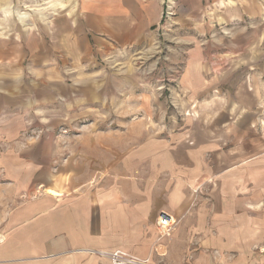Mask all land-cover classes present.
<instances>
[{
    "label": "crops",
    "instance_id": "crops-1",
    "mask_svg": "<svg viewBox=\"0 0 264 264\" xmlns=\"http://www.w3.org/2000/svg\"><path fill=\"white\" fill-rule=\"evenodd\" d=\"M75 6L71 18L40 16L27 26L1 17L0 264H80L85 250L171 264L180 234L205 231V215L236 224L226 231L242 233L252 221L254 232L264 231V0ZM166 6L173 8L167 32ZM154 51L170 52V66L161 63L156 78L145 76L150 64L122 62ZM166 100L182 110L168 113ZM189 105L197 110L185 111ZM83 120L91 125L74 126ZM59 128L68 136L65 169L76 148L86 162L92 153L93 191L58 210L49 199L61 194L51 188L44 199L11 204L43 178L49 183L36 145H21L20 137ZM83 160L78 167H90ZM160 213L176 223L167 239L158 236Z\"/></svg>",
    "mask_w": 264,
    "mask_h": 264
},
{
    "label": "rangeland",
    "instance_id": "rangeland-1",
    "mask_svg": "<svg viewBox=\"0 0 264 264\" xmlns=\"http://www.w3.org/2000/svg\"><path fill=\"white\" fill-rule=\"evenodd\" d=\"M76 0H0V26H1V17H6L9 21H18L22 26H27L30 23V18L41 19L40 16H53V17H68L71 18L76 14ZM168 7V9H167ZM170 12L171 16L168 15L167 18H164L162 15L161 25L167 32L171 29V18L173 16V8L171 6H166L163 14ZM39 18H38V17ZM40 22V21H39ZM163 32V31H162ZM165 34L162 33V37ZM261 35H262V63L264 64V23L261 25ZM1 36V29H0ZM168 54V55H166ZM128 60L123 59L122 62L126 63H135L142 62L143 65L149 66L151 65L150 74H145V76H156L159 73L157 69L159 65L165 64L166 66H170V52L168 51H154L153 53H149L144 56V59L137 60ZM251 58H253L251 56ZM173 60V59H172ZM177 64L173 63V66L176 67L173 72L179 71L178 68L182 64V58L178 57ZM181 61V63L179 62ZM172 63V62H171ZM177 65V66H176ZM153 68V70H152ZM157 71V72H156ZM148 73V71H146ZM163 72L161 71L159 76L161 77ZM164 74H166L164 72ZM172 75V74H171ZM174 75V74H173ZM151 86H155L157 83L155 80L149 79ZM154 88V89H153ZM152 90H157L158 86L153 87ZM150 93V92H149ZM122 95H119L118 108H122L126 110V104L123 103ZM133 101V100H132ZM150 108L153 111H157V105L150 103ZM154 108V109H153ZM121 109V110H122ZM196 111V105H189L185 111ZM178 110L179 112L182 110L180 106L177 108L174 104H171L169 100H166V111L171 113L173 111ZM90 120L83 121H75L74 126L77 124H85V126L91 125ZM172 122V121H171ZM166 120L165 123L167 127L171 123ZM177 124L181 123L178 119ZM177 127V126H176ZM185 128V127H184ZM64 129L59 128L57 130V134L52 136H44L41 135L38 131L24 133L18 142L21 145H29L32 143L36 145V151L38 154V159L43 162V166L39 169L40 171H45L44 173L47 175L49 179V183L46 182L45 178L42 179L43 183H38L37 187H33L34 191L29 194L27 198L24 196L19 199V201H11V204H15L17 202H25L28 201V198H37L44 199L42 197H46L44 194L45 188H51L61 194L59 198L49 199L53 206V209H60L63 206L72 207L71 205H77L80 197H83L84 193L92 192L94 187V175L95 169L93 168V155L92 153H86L89 158L88 162L79 158V154L77 152V148L74 152H71L70 160L71 167L65 169L64 165H67L68 155L62 150V139L67 138L65 135L66 132ZM185 129L183 127H179V131L183 132ZM36 133V134H35ZM75 133V132H74ZM69 138L72 140H76L77 136L74 134H70ZM74 143V142H71ZM5 147L1 149V156L5 154ZM24 148V146L22 147ZM5 153H4V152ZM79 159L81 161H79ZM82 160L86 163H90V167H78L82 165ZM89 180V183H74L77 181ZM121 184H118V188H121ZM48 199V198H46ZM11 206V205H9ZM252 220H254L253 215L251 216ZM1 221L4 219L1 213ZM205 220H209L210 223L205 227V231L199 233H181L179 237V254L175 256V263L171 264H264V231H253L254 222L250 224V227H246V230L242 233L233 231H226L225 229L234 228L235 225L225 224L227 222V217L224 216H210L205 215ZM260 218V217H258ZM206 222V221H205ZM1 222V227H2ZM235 223V221H234ZM261 225L264 227V216H261ZM176 225V223H175ZM174 225V227H175ZM214 228V229H213ZM224 228V229H223ZM218 229V230H216ZM223 229V230H222ZM158 231V229H157ZM173 232V230H172ZM171 232V233H172ZM158 236L160 238H168L161 237L158 232ZM159 238V239H160ZM2 241V238H1ZM85 256V259L80 262V264H93L92 260L95 261V264H113L110 255L113 252H98L93 250H85L81 251ZM122 252V251H121ZM86 253V254H85ZM72 254V253H71ZM130 256V255H129ZM91 257V258H90ZM156 262V261H155ZM154 264H170V263H161L156 262Z\"/></svg>",
    "mask_w": 264,
    "mask_h": 264
},
{
    "label": "built area",
    "instance_id": "built-area-1",
    "mask_svg": "<svg viewBox=\"0 0 264 264\" xmlns=\"http://www.w3.org/2000/svg\"><path fill=\"white\" fill-rule=\"evenodd\" d=\"M167 9L163 14L164 18H167V16L171 14L170 12H167ZM174 225L175 220L170 215L166 213H160L157 220V229L161 237L169 236L174 228ZM110 259L113 264H148L147 261H142L121 251L113 252L110 255Z\"/></svg>",
    "mask_w": 264,
    "mask_h": 264
},
{
    "label": "bare ground",
    "instance_id": "bare-ground-1",
    "mask_svg": "<svg viewBox=\"0 0 264 264\" xmlns=\"http://www.w3.org/2000/svg\"><path fill=\"white\" fill-rule=\"evenodd\" d=\"M49 194H51V195H57L55 192H52V191H49ZM59 196V195H58Z\"/></svg>",
    "mask_w": 264,
    "mask_h": 264
}]
</instances>
